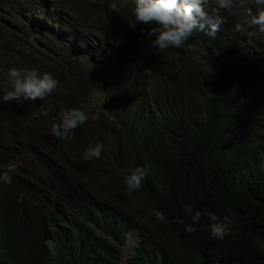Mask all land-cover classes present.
<instances>
[{"label": "trees", "instance_id": "trees-1", "mask_svg": "<svg viewBox=\"0 0 264 264\" xmlns=\"http://www.w3.org/2000/svg\"><path fill=\"white\" fill-rule=\"evenodd\" d=\"M57 1L108 53L68 47L39 19L29 35L27 3L0 0V120L37 144L32 160L0 149V172L16 165L10 184L0 180V264H264V34L234 27L260 10L254 0L244 15L221 11L214 39L196 31L183 49L163 51L141 32L151 26L128 27L135 0ZM13 68L50 73L57 90L5 103ZM62 109L98 118L60 140L51 124ZM97 143L102 156L85 160ZM143 166L142 187L128 194L124 181ZM185 205L201 213L193 234L174 219L192 223ZM212 223L227 225L224 239L210 237ZM130 229L140 236L125 256Z\"/></svg>", "mask_w": 264, "mask_h": 264}, {"label": "clouds", "instance_id": "clouds-1", "mask_svg": "<svg viewBox=\"0 0 264 264\" xmlns=\"http://www.w3.org/2000/svg\"><path fill=\"white\" fill-rule=\"evenodd\" d=\"M27 1V0H24ZM207 0H135L132 9L133 19L127 21L128 27L135 30L137 24L149 25L151 27L145 31L141 28V32L152 38L151 46L160 51L166 49H183L186 42L193 36L196 31L204 32L208 36L215 38L216 33L220 30V26L225 23L221 11L229 10L234 7H246L248 0H215V7L211 12L204 10V4ZM255 5L260 9L249 17L242 18L235 24L238 32L245 29L255 28L259 33L264 34V0H254ZM34 5V4H33ZM113 13H119L120 7L116 3L110 5ZM107 48V45L105 46ZM94 58L104 57L91 54L88 49L80 48ZM120 57V56H119ZM118 57V58H119ZM121 61L122 63L128 61ZM141 69V68H140ZM141 71H143L141 69ZM7 83L11 86V90L6 91L2 99L5 103L16 102H34L36 100H44L53 94L58 87L59 81L50 73H40L35 69H11L7 73ZM97 119L95 115L89 116L85 111L80 109H62L57 117L58 123L51 124V133L60 140H67L70 134L89 119ZM103 146L100 143L89 147L84 151V159H99L102 156ZM16 165L9 164L0 172V180L5 184L11 183L10 173L15 172ZM148 173L147 166L135 168L124 181L126 191L132 194L142 187V181ZM186 216H189L192 223L185 224L180 218H174L175 222L184 227V231L193 234L201 219V213L196 211L193 213L191 205L184 206ZM155 217L158 221H165L166 217L163 212L157 211ZM213 219H216L215 217ZM136 235L140 236L137 229ZM230 229L224 223H212L210 225V237L216 240L224 239ZM125 234V237L127 235ZM139 239V237H138Z\"/></svg>", "mask_w": 264, "mask_h": 264}, {"label": "rangeland", "instance_id": "rangeland-1", "mask_svg": "<svg viewBox=\"0 0 264 264\" xmlns=\"http://www.w3.org/2000/svg\"><path fill=\"white\" fill-rule=\"evenodd\" d=\"M20 3L24 4V9L26 13L29 11L31 15V23L30 28H25V32L31 35L33 32V24L39 21L44 24L45 26H53L59 29L62 33L65 34V39L67 40L65 45L68 47H74L77 49H88L91 54L95 56H103L107 53V48L105 47L106 44L98 42V38L95 36L93 32H89L78 28L75 26L74 22L70 18L73 15L72 10L68 7H65L64 10L62 8L57 9L59 4L57 0H18ZM83 3L89 4L90 7L94 6H101L107 0H82ZM34 4V5H33ZM29 9V10H28ZM236 13H240V15H244L247 10H242L241 7H234L229 9ZM22 14L20 16L22 20H25L27 15ZM33 17H36V21L32 20ZM131 53L129 48H126L122 53L119 52V61H125L128 58V55ZM21 125H13L10 126L3 121L0 120V149L8 151L9 154H13V151L17 153V155L13 154L14 156H20L22 159L25 160H32L33 157L31 155V151L36 149L37 144L36 142L28 137L25 133L20 131ZM4 152L0 151V156H3ZM36 168V167H35ZM37 169V168H36ZM41 174V172H38ZM136 230L130 231L127 233L125 237V244L123 246V250L125 256L128 252L132 251L133 246L138 241V235H136Z\"/></svg>", "mask_w": 264, "mask_h": 264}]
</instances>
